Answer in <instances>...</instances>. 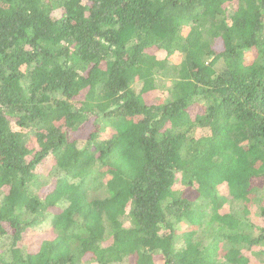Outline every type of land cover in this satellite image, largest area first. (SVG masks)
I'll return each instance as SVG.
<instances>
[{
  "label": "trees",
  "instance_id": "1",
  "mask_svg": "<svg viewBox=\"0 0 264 264\" xmlns=\"http://www.w3.org/2000/svg\"><path fill=\"white\" fill-rule=\"evenodd\" d=\"M248 252L264 264V0H0V264Z\"/></svg>",
  "mask_w": 264,
  "mask_h": 264
},
{
  "label": "rangeland",
  "instance_id": "2",
  "mask_svg": "<svg viewBox=\"0 0 264 264\" xmlns=\"http://www.w3.org/2000/svg\"><path fill=\"white\" fill-rule=\"evenodd\" d=\"M159 96H161L160 93L158 92H154L153 94V98L155 99H158ZM226 194V193H225ZM261 196V192H257V193H254L253 194V199L255 202L258 201L259 197ZM223 209H231V207L228 205V204H225ZM254 209V207L252 208ZM232 210V209H231ZM251 219L254 218L255 216L253 215V213L250 215ZM254 222H258V218L256 219H252ZM259 223H261V220L259 219ZM180 227V231H184V230H187L189 225H186L184 223H181V225L179 226ZM54 234L51 230L50 227H39L37 228L34 227V228H29L25 231L24 235H23V238H22V243H23V246L30 250V251H33L37 248L39 242L43 239H47V238H50L52 237ZM249 253V252H248ZM251 256V262L252 264H261V259L260 258H256L255 256L252 255V253H249ZM126 264V263H124Z\"/></svg>",
  "mask_w": 264,
  "mask_h": 264
}]
</instances>
